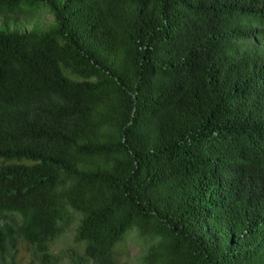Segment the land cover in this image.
I'll list each match as a JSON object with an SVG mask.
<instances>
[{
  "label": "trees",
  "instance_id": "16d2710c",
  "mask_svg": "<svg viewBox=\"0 0 264 264\" xmlns=\"http://www.w3.org/2000/svg\"><path fill=\"white\" fill-rule=\"evenodd\" d=\"M131 243L264 264V0H0V264Z\"/></svg>",
  "mask_w": 264,
  "mask_h": 264
},
{
  "label": "rangeland",
  "instance_id": "374dc122",
  "mask_svg": "<svg viewBox=\"0 0 264 264\" xmlns=\"http://www.w3.org/2000/svg\"><path fill=\"white\" fill-rule=\"evenodd\" d=\"M52 21V16L47 14L46 12L39 14L37 17H35L34 20L30 21L25 19L22 16H19L17 18L16 28L21 30L22 32H29L32 29H34L37 25L41 24L44 26L49 25V23ZM74 227L71 228V230L68 232L66 238L62 241V249L69 247V245L73 244V237H74ZM138 247H135L132 243L127 244V249L129 252L128 257L126 256H120L119 258V264H133L134 258L136 257L138 251ZM65 263L68 264V259L65 260Z\"/></svg>",
  "mask_w": 264,
  "mask_h": 264
}]
</instances>
